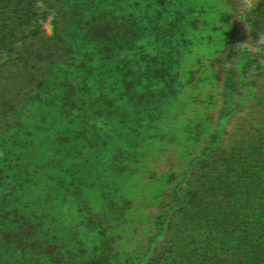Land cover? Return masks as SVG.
I'll list each match as a JSON object with an SVG mask.
<instances>
[{
    "label": "flooded vegetation",
    "instance_id": "af4514ba",
    "mask_svg": "<svg viewBox=\"0 0 264 264\" xmlns=\"http://www.w3.org/2000/svg\"><path fill=\"white\" fill-rule=\"evenodd\" d=\"M35 1L38 21L21 43L28 50L23 74L11 76L17 56L0 68L1 108L13 99L27 132L6 144L17 126L8 118L0 134V264H101L76 240L84 228L130 264H174L160 238L168 228L159 210L127 188L123 162L134 143L127 130L143 135L169 165L181 169L184 159L182 171L198 188L214 186L218 200L230 201L247 247L262 237L248 250L264 264L260 1L247 0L246 12L254 18L257 59L237 35L238 9L226 0ZM14 42L0 39V65ZM83 149L92 158L81 201ZM58 198L74 213L66 221L56 215L51 225L48 210ZM252 219L263 221L255 233Z\"/></svg>",
    "mask_w": 264,
    "mask_h": 264
},
{
    "label": "rangeland",
    "instance_id": "374dc122",
    "mask_svg": "<svg viewBox=\"0 0 264 264\" xmlns=\"http://www.w3.org/2000/svg\"><path fill=\"white\" fill-rule=\"evenodd\" d=\"M238 9L234 12L233 20L239 23V35L245 44V50L251 54L255 51L256 59L259 54L257 47V31L249 23L253 22L252 15H248L249 10L247 0H226ZM261 13L264 17V0H259ZM0 39L7 43H13L5 56L8 57L4 66L10 64V60L17 56L19 64L17 70L11 71V76L19 78L24 72V59L28 50L21 43L24 41L23 35L30 37V33L35 27L37 19V8L35 0H0ZM4 10L3 12H1ZM235 31V30H234ZM235 35L232 34V36ZM236 35V36H237ZM22 40V41H21ZM2 58L1 60H5ZM1 63V62H0ZM258 64V63H257ZM256 64V66H257ZM47 75L43 78L46 79ZM2 77L0 76V86ZM5 97L0 91V134L6 133L8 127V118L15 120L17 126L11 128L6 140L9 142H20L19 140L26 137L27 132L21 126L26 119L17 113L13 99H9L6 109L1 106L5 105ZM18 133H22L20 138ZM138 131L127 130L126 134L134 137V143L131 148H127V156L124 157L125 180L132 185H127L132 196L136 199L144 198L149 202V207L156 212L159 210L161 219H164V226L168 231L160 230V238L171 254L174 264H263L261 260L248 250L253 241L257 242L262 239L252 237L251 244L246 245L243 228L237 220V214L230 201L225 199L218 200L215 195L214 186H209L207 191L196 186V177L188 178L187 172L182 171L183 161L177 162L181 169L169 165V161L163 159L156 152L154 153L147 146V140L142 135H137ZM81 154V169L76 173V183L81 187V201L86 197L87 185V167L92 155L83 149ZM89 157L90 160H89ZM10 162V161H7ZM1 168V166H0ZM124 175V174H123ZM1 182V181H0ZM125 183V182H124ZM13 181L8 185H12ZM139 188V189H138ZM65 201H70L72 194H65ZM59 202H54L48 210V222L53 225L55 216L61 214V221H66L74 213V207L67 205L62 198ZM222 201V202H221ZM250 232L255 233L257 227H261L263 221L252 219ZM86 220L82 219L79 226L84 228ZM264 223V222H263ZM56 224V223H55ZM94 232L84 228L81 230L79 238L76 240L84 244L88 249L99 258L101 264H130L124 253L111 251L105 240H93ZM153 264H165L164 262L155 261Z\"/></svg>",
    "mask_w": 264,
    "mask_h": 264
},
{
    "label": "crops",
    "instance_id": "0c3cea01",
    "mask_svg": "<svg viewBox=\"0 0 264 264\" xmlns=\"http://www.w3.org/2000/svg\"><path fill=\"white\" fill-rule=\"evenodd\" d=\"M80 166V165H79ZM94 180V179H93ZM96 182L97 183H100L102 186H100V188L104 189V190H107L109 188V185H108V182L104 181V180H100L99 178L96 179ZM97 185V184H96ZM95 185V186H96ZM94 185H92V188H95ZM43 253H45V250L43 251Z\"/></svg>",
    "mask_w": 264,
    "mask_h": 264
}]
</instances>
